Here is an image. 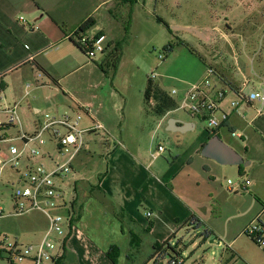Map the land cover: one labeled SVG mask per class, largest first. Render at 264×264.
<instances>
[{
	"label": "crops",
	"instance_id": "obj_1",
	"mask_svg": "<svg viewBox=\"0 0 264 264\" xmlns=\"http://www.w3.org/2000/svg\"><path fill=\"white\" fill-rule=\"evenodd\" d=\"M137 1L0 0V77L3 88L6 86L4 80L8 74L18 72L15 75H20L14 78L13 88L5 94L3 105H16L20 122V119H27L23 104L30 99L33 131L41 125V115L46 116L45 110L53 111L60 117L80 115V120L84 117L86 123L83 128H80L82 130L91 129L93 123L103 127L102 131L90 132L84 136L85 146L75 157L81 155L80 158L84 160L85 156L97 152L104 160V168L93 176L74 182L70 205L64 200L66 195L63 186V180L69 173L58 181V186L63 193L65 205L63 209L64 211L70 209L65 217L70 219V224L77 229L76 234H78L68 236L64 242L63 257L58 264H150V262L147 263V259L154 252L143 256L140 260L136 256L143 244L152 250L155 245L166 241L171 245L172 240L174 242L181 231L190 234L192 228L202 226V221L211 219L214 215L224 218L229 225L234 219L247 216L246 224L236 232L237 236L233 240L234 244L238 240H246L245 243L244 241L240 243L242 248L227 246L226 250L231 252L230 262L224 263L223 252L216 264H255L261 258L259 252L263 253V251L245 236L243 231L248 224L256 220L264 226V113L253 119V108L256 105L246 109V116L242 119L229 108V101L233 99L232 94L228 93L221 104L220 110L226 112L229 119L225 126L217 130L215 136L243 158L244 165L237 166L235 172L244 176L243 185L246 189L242 190L240 186H237L231 191L228 186V192H234L233 197H227L220 202L221 209L208 215L198 210V199L194 194L191 195L192 206H190L180 197V194L174 192L172 187L168 188L167 184L174 181L180 171L187 167L197 170L201 165L202 169L209 170L207 164L194 161V157L197 154L202 157L201 150L210 139V132L200 133L189 147L176 149V152L170 155L171 162L162 157L170 153L163 144L164 152L162 153H158L157 149L150 152L148 149L143 151L142 146L138 144L140 136H132V142L127 148L122 138L118 140L111 135L108 110L104 108L99 89L100 74L95 76L96 72H93L99 66L95 63L96 67H92L90 62L86 61L82 55L85 53L78 44V38L105 35L108 45L100 59L111 55L119 44L123 45L127 41V32L131 27L134 5H137ZM86 23L88 25L83 32L77 33ZM173 28L175 31H184L176 28L194 29L202 35L203 39L189 34L201 42H207L205 31L209 29H195L188 24H176ZM249 41L251 42L249 47L254 49L257 43ZM247 44L244 43V49L248 46ZM229 46L236 60L241 59L242 56L246 58L249 53L238 49L237 45ZM258 48L262 52L264 43H259ZM247 59L251 66L249 72L238 70L237 74L227 73L215 62L212 69L216 73L217 87L235 89L248 83L244 90L250 91L264 85V62L260 59L256 66L255 59L249 57ZM85 68L88 71L86 77L79 75V72ZM22 69L29 71L21 75ZM205 70L206 68L202 69L200 76L188 82L190 83L188 85L200 82ZM90 76L93 77L91 78L93 82L92 85L88 83V86L92 89L79 88L83 79L88 82ZM76 88L79 89L73 92ZM187 89L182 86L178 92L179 96L183 95ZM59 91L64 93L68 100L62 98ZM159 95L157 93V96ZM51 102L56 104L52 105ZM59 103L65 108L62 109ZM172 112L174 111L157 112L156 130L162 125L167 127V121L170 119H177L190 126V130L183 133V136L196 132L197 124L194 120L198 118L184 112L186 117L172 118L170 117ZM24 127L27 126L24 125ZM21 128L23 129L22 126ZM230 131L242 133L244 135L242 139L247 141L249 146H240L238 142L232 141L235 139L230 136ZM155 133L156 131L152 130V145H155ZM93 136H100L104 142L94 141ZM158 145L161 143H156V148ZM236 148L243 150V154L247 156V162H245V156L243 157ZM206 160L217 164L210 159ZM155 162H158L157 167H154ZM74 174L72 173V176ZM209 190V199L221 195V192L218 190L217 193L213 185L209 186ZM244 197L249 198L247 209H244L245 206L240 203ZM141 208H143L142 211H140ZM147 213H151V216L147 217ZM185 221L188 223L184 225ZM47 229L46 223L38 241L42 239ZM205 230L215 235L212 230L208 228ZM202 235L192 234V248L197 246L198 249H202L203 244L199 243V240L206 244L210 239L203 241ZM113 246L118 247L119 251H110ZM246 246L249 247L246 248ZM109 251L114 256L115 262L107 256ZM162 252L156 254L155 259H159ZM183 264L205 263L203 258H194L193 255L188 262L183 259Z\"/></svg>",
	"mask_w": 264,
	"mask_h": 264
},
{
	"label": "rangeland",
	"instance_id": "obj_2",
	"mask_svg": "<svg viewBox=\"0 0 264 264\" xmlns=\"http://www.w3.org/2000/svg\"><path fill=\"white\" fill-rule=\"evenodd\" d=\"M134 6L131 27L129 31L127 30V41L123 43L121 49L114 56L108 55L101 60L98 55L95 59L89 60L85 54L82 55L86 61L90 62L92 67H96L95 63L99 66L93 72H96L95 76L100 74L98 78L100 82L99 89L104 108L108 110L111 135L118 138V140L122 138L127 148L132 142V136H140L138 137V144L142 146L143 151L148 149L149 152L156 149V143H161L170 151L162 157L171 162L170 155L174 154L176 149L189 147L200 133L206 134L208 126L206 120L198 118L194 120L197 124L196 132L187 134V136L168 132L165 125L156 130L158 120L156 109L160 105V98L165 97L174 100L176 96L171 95L172 90L179 92L182 86L189 89L191 85H188L190 84L188 82L197 79L202 69L214 68L215 62L231 74H237L238 70L249 72L251 66L248 57L255 59L254 64L256 66L260 59L264 62V50L260 52V48H258L259 43H264V0H138L137 5ZM157 19H161L164 24L158 22ZM176 24L192 25L195 29H209V31H205L207 42H201L188 32L173 30ZM249 40L257 43L254 49L249 47L251 44ZM244 43H248L245 49L243 48ZM169 45L172 47V51L165 52L164 48ZM229 45H237L238 49L249 52L247 57L242 56L239 60L234 59L232 48L230 50ZM159 55H163V60L159 59ZM25 71L29 70L22 69L20 74L22 75ZM17 73L8 74L5 78V94H8L13 88L14 78L20 76H16ZM87 73V68H85L79 72V75L86 77ZM152 73H155L157 77L152 81L153 105L150 106L144 100V91L148 84L147 78ZM89 78L88 82L83 79V83L79 85V88L92 89L88 86V83L92 85L93 80L91 78L93 77L90 76ZM96 79L95 77V82ZM79 88L73 89V92ZM248 90L246 91L249 92ZM157 93L160 95L157 96ZM59 94L62 98L68 100L67 96L63 95L64 93L59 91ZM51 104L55 105L56 103L51 102ZM58 105L62 109L65 108L61 103ZM23 106L27 119H20V126L23 127L22 131L31 134L34 131L32 130V104L30 99H27ZM174 109L175 107L171 110L174 111ZM44 112L46 116L41 115L42 122L47 116L60 117L53 111L45 110ZM170 117L183 118L186 115L181 111H174ZM216 118L218 119L220 116L216 115ZM84 119V117L81 118L79 129L84 127L86 123ZM24 125L27 127H24ZM18 129H20L19 126L10 130V134L15 136ZM152 130L156 131L154 135L155 145H152ZM99 133L102 134L103 132ZM105 137L108 136L105 135ZM93 138L94 141L104 142L100 136H93ZM234 139L232 141L238 142L240 146L248 145L247 141L243 139ZM44 140L45 144L42 146H38L37 143H32L29 146L32 151L37 150L39 152V157L33 159L32 163L34 165L42 164L47 171H51L54 163L62 164L65 162V158L58 152L53 141H50L47 136L44 137ZM109 141L113 142L114 140ZM13 145L18 151H21L22 146L19 142H14ZM237 151L243 157L245 156L241 148H238ZM46 154H49L50 159L46 157ZM80 156L75 157L72 161V169L63 180L66 195L64 200L68 205L72 203V186L74 182L93 176L104 168V160L99 153H91L85 156L84 160ZM26 157L27 154H24L23 158L20 159V169L25 166ZM246 157H244L245 162L248 161ZM194 161L207 164L209 170L202 169L201 165H197L200 167L197 170L187 167L181 170L178 177L167 186L168 188L172 187L174 192L180 194V197L190 206H192L191 195L194 194L198 199L197 208L203 214L207 213L208 215L219 211L221 209L219 207L220 202H223L227 197H233L234 194V192H230L231 194L228 192L229 185L227 181L229 180L233 184L243 183L244 176L235 172L237 166L215 164L202 158L199 154L194 157ZM157 163H154V167H157ZM72 173H75L74 176H72ZM15 179L16 175L7 169L0 172V205L4 209V218L0 222V230L3 235L5 234L8 237L9 242L16 240L21 245L32 244L40 239V232H42L46 223L48 224V219L44 214L36 211L22 215H9L11 213V205L8 201L10 188L6 187L5 183L8 181L14 182ZM197 184L199 185L197 186ZM212 185L217 189V193L218 190L221 192V195L209 199V186ZM240 203H243L244 209H247L246 205L249 203V198H242ZM142 210L143 208L140 209V211ZM68 211L70 209H65V211L61 209L59 214L65 217ZM246 217L243 218L242 216L234 219L229 225L224 218L221 219L214 215L213 218L202 221V226L192 228L190 234L181 231L179 237L174 242L172 240L173 243L171 242L172 250L168 249L166 254L163 252L162 256L157 259V263L169 264L171 258L175 257L188 262L191 256L194 255V258H203L205 264H216L223 252L225 261L230 262L231 252L227 251L226 247L242 248L240 243L242 241L245 243L246 240H238L235 244L233 240L237 236L236 232L240 231L246 224ZM206 228L212 230L215 235H212L206 244L199 240V243L203 244L202 249H198L197 246L192 248V234H203ZM70 234L78 235L75 229L70 231L66 228L65 241ZM243 237L247 239L245 236ZM210 241L213 242L210 243ZM152 252H155L154 249L146 248L143 244L136 256L140 260L143 256L145 257ZM259 255L262 259L260 258L255 264H264V254L260 251ZM0 264L4 263L0 262ZM150 264L154 263L150 261Z\"/></svg>",
	"mask_w": 264,
	"mask_h": 264
},
{
	"label": "built area",
	"instance_id": "obj_3",
	"mask_svg": "<svg viewBox=\"0 0 264 264\" xmlns=\"http://www.w3.org/2000/svg\"><path fill=\"white\" fill-rule=\"evenodd\" d=\"M22 20V18H21ZM78 44L89 60L96 56H101L107 49V38L100 34L95 37L80 36ZM165 52H168L164 49ZM163 55L159 59L163 60ZM157 75L152 73L147 80L152 84ZM216 73L212 68H206L203 79L193 84L187 91L179 96L176 90H172L171 95L176 96V108L174 111H182L191 117L206 120L208 129H220L228 122V114L221 111V104L226 99L228 93L233 99L229 101L230 110L242 119L246 116V109L253 108V119L260 117L264 113V85L249 92L244 90L248 83H244L241 88L220 89L217 87ZM153 91V90H152ZM5 93L0 77V172L9 170L16 175L14 182L8 181L6 187L10 188L9 203L11 213L9 215H22L29 212H40L48 219V229L42 239L36 243L21 245L16 240L9 242L8 237L0 230V262L4 264H55L64 253L65 231L74 229L68 217H63L59 211L64 208L63 193L58 186L64 176L71 171L70 163L73 158L80 153L84 146V136L90 132L102 131V125L93 123L91 129H79L80 115L71 117L63 115L61 117H46L37 129L27 134L20 126L17 106H4ZM148 105H153L152 92L147 98ZM219 113L220 118H216ZM250 123V122H249ZM15 136L10 134V130L17 127ZM56 144L58 152L65 158L62 164H53L52 170L47 171L44 165H34L33 159L39 157V152L29 148L32 143L42 146L45 144L44 137ZM230 136L241 140L244 135L240 132L230 131ZM14 142H19L21 151L14 147ZM157 152H164L162 145L157 146ZM27 154L26 164L20 169V159ZM46 157L50 159L49 154ZM58 180V181H57ZM230 190L240 186L245 190L243 183L233 184L227 181ZM1 197V192H0ZM1 201V198H0ZM151 213H147V217ZM4 218V209L0 205V222ZM247 236L264 253V226L257 220L248 224L244 231ZM169 264H183L182 258L171 260Z\"/></svg>",
	"mask_w": 264,
	"mask_h": 264
},
{
	"label": "water",
	"instance_id": "obj_4",
	"mask_svg": "<svg viewBox=\"0 0 264 264\" xmlns=\"http://www.w3.org/2000/svg\"><path fill=\"white\" fill-rule=\"evenodd\" d=\"M177 30H184L188 33H191L199 38H202V35L194 29H181L176 28ZM181 124V126H178ZM192 126V125H191ZM166 130L171 133H185L190 130L188 124H183L177 119H170L167 122ZM202 157L210 159L222 166H241L244 165L243 158L230 146L223 143L217 136L210 138L207 143L203 146L201 150ZM211 243L213 241H210Z\"/></svg>",
	"mask_w": 264,
	"mask_h": 264
},
{
	"label": "trees",
	"instance_id": "obj_5",
	"mask_svg": "<svg viewBox=\"0 0 264 264\" xmlns=\"http://www.w3.org/2000/svg\"><path fill=\"white\" fill-rule=\"evenodd\" d=\"M157 21L160 22V23H162V24H164V22H163L161 19H157ZM87 23H88V22H87ZM87 23H86L84 26H82V27L77 31V33H81V32H83L84 28L88 25ZM121 47H122V44H119V45L114 49V51H112V54H111L110 56H111V57L114 56V55L116 54V52H117L118 50L121 49ZM164 49L167 50L168 52H171V51H172V47H171L170 45H169V46H166ZM108 58H110V57H108ZM108 58H107V59H108ZM107 61H108V60H107ZM152 90H153V88H152V84H151L150 82H148V84H147V86H146V88H145V91H144V100H145V101H147V98L149 97V95H150V93L152 92ZM173 107L176 108V101H175V100H171V99H168V98L162 97V98H160V105L157 107L156 112L163 113V112H165V111L171 110ZM217 130H219V129H216V130H212V131H211V137H213V136L216 135ZM211 137H210V138H211ZM197 222H198V221H197ZM187 223H188V221H185L183 224L185 225V224H187ZM202 236H203V241H206V240H208V239L212 236V232H211V231H208V230H205V231L203 232V235H202ZM168 249H169V250H172V248H171V246H170V244H169L168 241H166V242H164L163 244H160V245H155V246H154V251H155V252H154L151 256L148 257V259H147V263L150 262V261H153L154 264H159V263H157L158 260L155 259L156 254H158L160 251H163L164 254H166ZM110 251H116V252H118L119 249H118V247L113 246V247L110 248ZM110 251L107 253V256L110 258V260H111L112 262H115V261H114V256L111 254ZM163 252H162V254H163ZM162 254L159 256V258L162 256ZM62 257H63V256H62ZM62 257H61V258H60L55 264H58L59 261L62 259ZM154 259H155V260H154ZM176 259H177V257H175V258H171V260H176ZM224 263H226V261H225Z\"/></svg>",
	"mask_w": 264,
	"mask_h": 264
}]
</instances>
